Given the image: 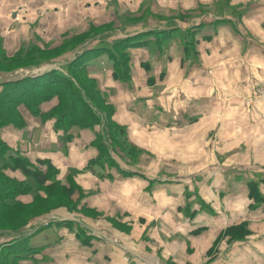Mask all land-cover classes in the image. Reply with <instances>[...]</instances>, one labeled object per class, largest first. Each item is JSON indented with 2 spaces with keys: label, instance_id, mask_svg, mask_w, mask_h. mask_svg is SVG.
Wrapping results in <instances>:
<instances>
[{
  "label": "crops",
  "instance_id": "1",
  "mask_svg": "<svg viewBox=\"0 0 264 264\" xmlns=\"http://www.w3.org/2000/svg\"><path fill=\"white\" fill-rule=\"evenodd\" d=\"M218 2L0 0V44L7 56L110 27L43 66L62 71L82 55L88 77L113 110L111 121L125 128L137 151L129 163L111 155L118 172L106 165L87 169L97 157L91 142L98 126L73 129L63 147L51 121L41 123L20 109L25 127L4 128L2 140L31 161H49L61 182L77 171L73 180L84 197L75 212L58 209L29 223L18 234L26 258L17 264H142L136 258L125 263V250L167 264H264V203L249 197L247 185L264 180V101L248 87L250 79H264V0H224L235 17L215 28L203 22L192 27L196 63L185 60L170 37L187 25L175 15L197 16ZM163 32L170 40L163 55L154 47L129 48L128 83L115 80L111 57L99 43ZM7 175L26 180L18 172ZM258 192L264 197L262 183ZM18 200L26 205L32 196ZM91 212L100 215H86ZM6 240L1 234L0 251Z\"/></svg>",
  "mask_w": 264,
  "mask_h": 264
},
{
  "label": "trees",
  "instance_id": "2",
  "mask_svg": "<svg viewBox=\"0 0 264 264\" xmlns=\"http://www.w3.org/2000/svg\"><path fill=\"white\" fill-rule=\"evenodd\" d=\"M177 18V17H176ZM135 23V22H131ZM92 28V27H90ZM98 29V30H97ZM110 30L108 25L92 28L85 35L73 37L58 46L39 49L35 45L20 48L16 53L7 56L0 44V72H8L21 68H35L56 61L61 56L73 52L87 40ZM173 33V30H169ZM169 32L138 35L130 39L113 41L110 50H106L113 62L115 80L126 84L129 80L128 49L131 47L147 49L163 55L168 44L162 45ZM196 32V31H194ZM168 33V34H167ZM195 34V33H194ZM179 35L176 42L184 52L185 60L196 63V39L193 35ZM147 35L154 39L145 38ZM163 35V36H162ZM89 36V37H88ZM171 37V36H170ZM178 37V36H177ZM177 37H171L175 40ZM82 55L77 56L61 70H49L35 79H24L16 83L0 85V233L8 239L0 251V264H17L26 258V248L20 247L23 238H16L34 220L58 209L68 212L77 211V205L84 197L82 190L73 180L77 171L69 170L65 181L58 179V170L46 160L31 161L10 148L1 138V130L12 127L21 130L25 127L20 109L26 110L41 123L52 122L53 132L61 134V143L65 147L73 138L72 130L100 128L91 147L97 150V157L90 161L92 165L109 166L115 155L129 163L137 157L136 149L129 144L125 128L116 126L111 117L113 110L101 93L98 84L91 80L86 72V64ZM10 69V70H4ZM48 105L46 110L43 107ZM44 166V170L41 167ZM115 166V165H114ZM7 172H18L26 180L18 181L7 175ZM264 185V180L260 181ZM260 183H249V197L256 204L264 203V197L258 192ZM31 195L29 204H22L19 196ZM83 208L79 209V212ZM236 230L228 235L236 238Z\"/></svg>",
  "mask_w": 264,
  "mask_h": 264
},
{
  "label": "rangeland",
  "instance_id": "3",
  "mask_svg": "<svg viewBox=\"0 0 264 264\" xmlns=\"http://www.w3.org/2000/svg\"><path fill=\"white\" fill-rule=\"evenodd\" d=\"M200 15H197V16H187V15H182V14H178V15H175V17L178 18V20H182V21H185L187 23V25L183 26V30H175L176 32L173 33L171 35V37H177L175 40H179V35L181 33H185L187 37H189V35H193V37H197L198 35H196V32H194L193 28L194 26H197V25H202V22L203 23H207V24H210L209 27H212V28H215L217 27L216 24L218 26H220L219 24H222L225 22V18L228 17V16H232V17H235L236 16V11L235 10H232V9H228L225 4H224V0H219L218 4L212 8V9H209V10H204V11H200ZM117 13V17L120 18L121 21H124L125 18L124 17V13ZM167 18V17H166ZM170 18V17H169ZM172 19V18H171ZM130 20V19H128ZM205 20V21H204ZM133 21V20H131ZM120 22V21H119ZM137 24V23H136ZM166 25V28H168V26H172V25H168V24H164L162 27H165ZM200 25V26H201ZM204 25V24H203ZM161 27V26H158V28ZM174 27V26H173ZM110 28V27H109ZM157 28V27H155ZM98 30V29H97ZM110 31V30H108ZM89 37V36H88ZM155 36L153 35H150L148 39H154ZM174 40V41H175ZM169 39H166L162 45H165V44H169ZM172 41V40H171ZM112 43L113 42H109V41H102V45H105V48L110 50V47L112 46ZM41 47H38L39 49H42L43 47H48L49 44L48 43H45V42H40L39 43ZM23 69V68H21ZM4 70H10V69H4ZM17 70V69H15ZM15 70H12V71H8V72H3V73H11V72H14ZM104 165H106L108 167V170L109 171H114V172H118L116 170V168L113 166H109L108 163L105 161L104 162ZM120 175V174H119ZM75 183V182H74ZM76 184V183H75ZM77 185V184H76ZM87 216L94 218V217H97L98 215H100L99 213H95V212H91V213H86ZM46 216V215H44ZM43 216V217H44ZM124 231H127V230H124ZM27 234V233H26ZM27 236H29L27 234ZM20 236H16V238H19ZM9 240H11L9 238ZM167 264V263H166ZM169 264V263H168ZM171 264V263H170Z\"/></svg>",
  "mask_w": 264,
  "mask_h": 264
},
{
  "label": "built area",
  "instance_id": "4",
  "mask_svg": "<svg viewBox=\"0 0 264 264\" xmlns=\"http://www.w3.org/2000/svg\"><path fill=\"white\" fill-rule=\"evenodd\" d=\"M248 87L253 93L254 97H256V99L264 101V79H250L248 81ZM248 102L251 103L250 100H248ZM113 242L116 243V241L114 240ZM123 253H124L123 261L125 263H129L130 258H136L142 264H166L161 262L159 259L147 260L140 258L128 250H125Z\"/></svg>",
  "mask_w": 264,
  "mask_h": 264
},
{
  "label": "water",
  "instance_id": "5",
  "mask_svg": "<svg viewBox=\"0 0 264 264\" xmlns=\"http://www.w3.org/2000/svg\"><path fill=\"white\" fill-rule=\"evenodd\" d=\"M46 72L47 69L44 68V66L18 69L11 73L0 72V85L7 83H16L24 79H35L42 76ZM0 237H1V233H0Z\"/></svg>",
  "mask_w": 264,
  "mask_h": 264
}]
</instances>
